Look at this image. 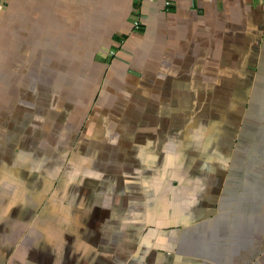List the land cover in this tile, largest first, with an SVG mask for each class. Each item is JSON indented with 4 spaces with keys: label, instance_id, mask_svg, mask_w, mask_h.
I'll list each match as a JSON object with an SVG mask.
<instances>
[{
    "label": "crops",
    "instance_id": "0c3cea01",
    "mask_svg": "<svg viewBox=\"0 0 264 264\" xmlns=\"http://www.w3.org/2000/svg\"><path fill=\"white\" fill-rule=\"evenodd\" d=\"M120 54L127 73L156 66L187 85L206 110L184 115L200 124L194 137L180 112L135 115L123 98L143 85L114 68ZM73 71L92 79L65 98L100 113L110 143L92 144L101 161L81 164L83 178L35 182L21 153L33 148L37 105L50 117L52 99L38 96L68 92L62 73ZM247 88L251 107L229 132L223 111L243 107ZM263 91L264 0H0V191L13 192L0 202L28 211L0 210V264H264ZM145 101L189 105L183 94ZM160 137L172 138L161 158ZM84 144L70 153L90 151Z\"/></svg>",
    "mask_w": 264,
    "mask_h": 264
},
{
    "label": "trees",
    "instance_id": "16d2710c",
    "mask_svg": "<svg viewBox=\"0 0 264 264\" xmlns=\"http://www.w3.org/2000/svg\"><path fill=\"white\" fill-rule=\"evenodd\" d=\"M115 59H112V61L119 60L118 62L116 61L113 66L115 68L116 63L120 64V69L122 71L121 76H125L126 73L129 71V68L132 67L133 65L131 64L130 60L127 59V57L123 56L122 54L118 55L117 57H114ZM101 62L99 64L104 65L108 64L110 59H97ZM157 67H148L144 68V73L140 77L137 75H132L131 73H127V76L129 78H132V81L136 83H141L143 85V92L144 94L142 95H127L123 94L122 97L126 96L125 101H128V99L131 100V97L133 98V105L130 106L131 110L133 109L135 111V115L141 116L149 114V113H160L165 114L166 117L167 115L174 113L178 115L180 112L182 117L180 118V126L183 127L185 130V135L190 134L191 136L194 137L196 134V130H198L200 127V124L196 126V121L193 123L194 120L189 121L190 119L187 116H184L185 114H205L206 110L204 106H200L197 104V102L191 101L187 97V85L185 84H180L179 79H174L173 80V75H170V78L168 74V70L166 69V72H151L152 70L156 69ZM74 72V71H73ZM63 72L62 75L64 79L68 80V92L66 93H61L65 92L63 90L60 91H47V95L40 94L38 96V101L43 98H51L52 100V108L50 110V117L48 115H44V106L38 104L37 105V114L35 118V133L36 136L32 137L33 138V144L30 149H25V151H22L21 156L22 162H30L31 163V170L36 169V179L35 182L38 181H47V182H52L53 184L57 182L59 175L61 174L60 178L63 179L65 175L68 177H73L78 179L83 178L84 176L80 174V165H85V163H89L92 161V163H98L99 161V153L98 151H95L93 149V143L95 142L96 144H99L100 148H104V146H108V143H110V139L104 136H101L103 131L105 129L102 128L101 122L94 119L95 116H100V113H92V115H88L86 111L82 112H77V108H71L70 104V97H66L67 93H77L75 89L79 87L81 83H87L85 81V77L89 81L92 79L89 75H81V74H76L75 72ZM65 73V74H64ZM67 73V74H66ZM54 79L57 80L58 76H60V73H55ZM176 76V75H175ZM167 79V80H166ZM60 80V77L59 79ZM90 82V81H89ZM158 82H163V85L166 86L167 89H157V88H149L147 89L146 85L144 83H158ZM165 82L167 83L165 85ZM241 92V91H239ZM250 92V89L247 88L244 90L245 97H244V103L245 105L243 107H240L236 111H232V109L229 111H223V114H226L225 117H227L230 120L229 124V132L233 129L234 124L236 121L235 119H239L243 114V112H247V109L249 107L248 99L251 98L252 93ZM264 93V91H263ZM178 94H183L185 96V99L189 105L185 103H181V106H175L172 104H169L170 107H167V105H151L147 104L145 101V97L148 99V101H154L155 99L160 98V104L163 103H168V98L175 97ZM81 95H85L84 92L81 93ZM240 96V95H239ZM57 98V99H56ZM162 98H164L163 101ZM44 99V98H43ZM236 101V94L234 98L232 99L233 101ZM234 101V102H235ZM137 107L143 108L144 112L140 113L138 109L136 110ZM186 107V108H184ZM170 110H169V109ZM14 109L16 111L15 116L22 117L19 111L23 110L22 107L18 108L17 105H13L9 107V110ZM21 109V110H20ZM72 110V111H71ZM218 109L213 108V113L210 112L211 114H216L218 115ZM188 114V115H189ZM86 118L83 119V118ZM16 119V117H15ZM69 119L74 120L75 122L72 124L70 123ZM243 126L246 128L248 131L253 129V121L251 120H245L246 116L243 118ZM234 121V122H233ZM170 123L174 128H177L178 123L177 121H174L173 116L170 119ZM192 123L193 125H191ZM142 122L136 121L134 122V126L141 125ZM104 125V124H102ZM149 125V124H147ZM96 130L100 131L98 134H96ZM172 130V127L170 128ZM95 131V134L93 133ZM93 133L91 135L90 133ZM224 134H229L227 136L228 139H233L231 136V133H224ZM106 136V135H105ZM96 137V138H95ZM189 137V136H188ZM234 137V136H233ZM110 138L114 141L117 138H113L110 134ZM195 141L199 140V138H193ZM25 140V139H24ZM86 140V144L89 146L90 151L81 154V156L77 153H70V149L72 146H75L76 148L82 149L83 146H85L84 141ZM172 140V138H165V137H160V158L165 156L169 149V142ZM188 138L184 139V141H187ZM26 141V140H25ZM61 147H59V146ZM100 149V150H101ZM30 151V152H28ZM102 153V152H101ZM99 156V157H98ZM70 157L68 160L67 158ZM98 157V159H97ZM104 160V159H102ZM67 161V164H66ZM106 161V160H105ZM64 167V170L62 168ZM97 167H99V163L97 164ZM66 171V172H65ZM34 172V171H33ZM41 177V180H40ZM59 178V182L62 181ZM46 179V180H45ZM65 182V180L63 181ZM45 182H42L41 185H43ZM55 192V190H54Z\"/></svg>",
    "mask_w": 264,
    "mask_h": 264
},
{
    "label": "rangeland",
    "instance_id": "374dc122",
    "mask_svg": "<svg viewBox=\"0 0 264 264\" xmlns=\"http://www.w3.org/2000/svg\"><path fill=\"white\" fill-rule=\"evenodd\" d=\"M66 172V171H65ZM60 176V175H59ZM63 179H70L67 175H65L64 176V178ZM17 189H18V187H14V191H17ZM24 188H22V190H23ZM6 190V191H5ZM5 190L3 189V190H1L0 192H2V193H7V194H9V193H13V192H9V188H7V187H5ZM23 191H25V190H23ZM2 193H0V198L1 197H6V196H9V195H2ZM2 195V196H1ZM12 196H10L9 198H11ZM24 204H27V203H24ZM9 205H10V203H8V202H3V203H1L0 202V210H3V213L5 214V212H10V211H12V212H15L16 214H17V211H22V214L24 215V216H27L28 215V211H27V209H24V208H21L20 210H18V207H15V208H10L9 207ZM36 210H38V208H35V211ZM33 211V210H32ZM8 215V214H7ZM170 220H171V218H165L164 220H163V223L165 224V225H167V224H169V222H170ZM21 255H19V254H17L16 255V258L18 259L19 257H20Z\"/></svg>",
    "mask_w": 264,
    "mask_h": 264
},
{
    "label": "built area",
    "instance_id": "2783aa9c",
    "mask_svg": "<svg viewBox=\"0 0 264 264\" xmlns=\"http://www.w3.org/2000/svg\"><path fill=\"white\" fill-rule=\"evenodd\" d=\"M113 53V52H112Z\"/></svg>",
    "mask_w": 264,
    "mask_h": 264
}]
</instances>
